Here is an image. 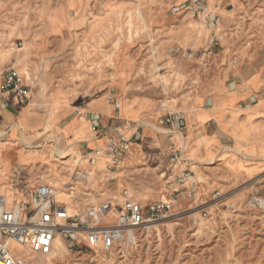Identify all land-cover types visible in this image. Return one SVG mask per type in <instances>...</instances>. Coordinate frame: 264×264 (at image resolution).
Here are the masks:
<instances>
[{
	"label": "rangeland",
	"instance_id": "rangeland-1",
	"mask_svg": "<svg viewBox=\"0 0 264 264\" xmlns=\"http://www.w3.org/2000/svg\"><path fill=\"white\" fill-rule=\"evenodd\" d=\"M185 2L0 0V77L15 67L29 85L28 101L16 108L28 109L30 120L37 116L46 129L79 118L86 125L78 130L90 135L89 141L103 138L91 131L90 115L101 117L113 139L123 134L135 143L149 120L153 127L148 132L158 141L145 143L142 152L137 149L134 160L129 153L115 177L103 171L84 181L68 171L76 165L73 157L87 155L90 142L76 147L6 142L10 164L7 173L0 172V193L27 199L41 180L67 187L71 177L72 212L126 196L142 205L172 197L176 176L186 166L173 167L167 145L159 143H165L167 128L161 121L166 112L183 114L197 93L211 98L216 81L226 80L228 89L244 65L264 62V0H207L208 13L199 17L183 8ZM16 41L22 49L11 53L9 46ZM207 48L213 54L203 64L199 56ZM209 98L201 105L209 106ZM51 136L48 141L56 138ZM178 139L185 147V140ZM58 149L63 154L55 156ZM258 149L264 153V142ZM255 150L252 142L238 144L223 163L209 165L217 171L208 178L201 170L212 169L192 161V195H181L170 215L151 230L135 231L126 248L117 244L107 253L64 248L62 255L28 254H34L35 264L40 258L51 264H264V154L251 155ZM236 165L245 171L253 167L254 173ZM16 191L22 194L13 196ZM67 197L58 193L59 200Z\"/></svg>",
	"mask_w": 264,
	"mask_h": 264
},
{
	"label": "built area",
	"instance_id": "built-area-1",
	"mask_svg": "<svg viewBox=\"0 0 264 264\" xmlns=\"http://www.w3.org/2000/svg\"><path fill=\"white\" fill-rule=\"evenodd\" d=\"M206 6L207 0H186L183 8L192 17H199L205 12ZM21 49L20 41L9 46L11 53H17ZM212 54L213 48H207L199 59L205 64V59ZM6 96H13L18 103H25L29 99V85L25 76L15 67L7 68L0 77V98ZM161 122L166 126L167 132H181L185 128L183 114L175 110H168ZM89 125L95 135L107 137L104 152L110 157V161L106 170L107 173L115 172L135 142L123 134L117 135L115 139L110 137L99 115H90ZM137 137L136 135L135 138ZM89 152L100 154L97 148H92ZM169 156L170 161L176 164L173 167L183 161L179 152L173 151ZM82 174L86 177L85 172ZM192 177L189 168H182L176 176L171 188L172 197L168 201L142 205L126 196L118 203L104 200L71 213L67 211L65 202L56 199L55 188L48 183L33 186L27 194V199L22 200L12 199L8 193L2 192L0 264H28L26 251L48 255L54 249L56 238L61 239L68 253L97 250L107 252L128 233L149 231L160 219L168 217L181 195H192ZM8 241L20 246V249L12 250Z\"/></svg>",
	"mask_w": 264,
	"mask_h": 264
},
{
	"label": "crops",
	"instance_id": "crops-1",
	"mask_svg": "<svg viewBox=\"0 0 264 264\" xmlns=\"http://www.w3.org/2000/svg\"><path fill=\"white\" fill-rule=\"evenodd\" d=\"M228 84L227 89L226 80L216 81L214 87L216 91L211 98L205 92L197 93L192 97L183 112L185 128L179 132L186 142L185 147L178 138L174 140L178 133L175 131L165 130L163 132L165 143L159 142L160 145H167L169 154L173 151L181 153L183 165L190 170L192 161L202 166L200 168L204 166L211 168V171L201 170L207 178L209 173L217 171L216 166L209 165L217 161L223 163L230 155L235 154L232 150L238 144L240 146L243 142H252L256 150L251 155L264 154L258 149L260 142H264V62L244 65L232 76ZM208 98L209 106H202L201 104ZM18 104L20 103L13 96L0 98V142H3L0 145V172L7 173L5 167L10 164V157L5 149L6 142H65L75 143L74 147H76L79 142H90L94 146L102 139L89 141L90 135L86 132L80 133L78 129L86 123L79 118H72L64 125L49 124L47 126L49 128L46 129L45 123L37 116L32 115V121L30 120L28 109L16 108ZM95 112L97 111L92 113ZM103 119L105 121L104 116ZM123 119L126 120L125 117ZM32 130L41 131L32 133ZM47 131H52L56 138L48 141L52 134L46 135ZM154 141L158 143L156 136ZM87 145L89 146L88 143ZM236 169H238L237 165ZM238 170L247 174L254 173L253 167H248L247 171ZM40 183H48V181L41 180Z\"/></svg>",
	"mask_w": 264,
	"mask_h": 264
},
{
	"label": "bare ground",
	"instance_id": "bare-ground-1",
	"mask_svg": "<svg viewBox=\"0 0 264 264\" xmlns=\"http://www.w3.org/2000/svg\"><path fill=\"white\" fill-rule=\"evenodd\" d=\"M207 11L208 10L206 8L205 9V12H207ZM144 125L146 126V129L144 131V135H143L142 139L140 141H136V143H134V146H133V148L130 151V154H131L130 155V158H132L133 160L136 158V155H137V152L138 151L139 152H142L143 147L145 146V143L147 144V143H150V142L154 141V138L148 132V127H153V124H151L149 122V120H148V121H144ZM176 134L177 135H175V137L180 138V139H183L182 135L179 132L176 133ZM102 139L104 140V142H97V144L94 145V146H92L91 143H88L89 146L86 144V146L90 147L91 149L92 148H97L98 149V152L100 153L99 155H95L92 152H89V153H87V155L85 157H83V159H81L82 157L79 158V156L72 158L73 159L72 161H74L76 165H75V167L73 169V172H72V168H71L70 171H68L70 176L75 175V177H77L80 180H83L84 181V180L88 179L92 175H93L92 176L93 178H96L97 176H99V177L102 176L103 171L104 172H107V170H106L107 169V164L110 161V157L107 154H105V152H104V150H105L104 148L106 146L105 142L107 141V137H104ZM102 139H101V141H102ZM136 145H137V147H136ZM137 149H138V151H137ZM55 154H63V151L61 149H58V150L55 151ZM69 154H71V153H69ZM83 161H84V164H81L80 162H83ZM63 162H65V161H63ZM121 162L119 163V167L120 168H122L120 166V164H122ZM102 167H104V169ZM84 172L86 173V177H83L82 176L83 175L82 173H84ZM107 174L109 176H111V177H115V173L114 172L113 173H107ZM65 186L66 185H64V187ZM64 187L63 186H59V185L56 187L57 189L54 187L55 188L56 199L58 201L65 202L67 211L71 213L73 211V208H72V192H73L72 190H73V187H72V178L71 177L69 178V181L67 182V187H65V191L66 192H64ZM70 189H72V190H70ZM16 192L12 193L13 196L14 195L17 196L18 194H22L20 192H17V193ZM58 193L60 195L61 194L62 195H66V193H67L70 198L69 197L66 198L68 201H66V200H59L58 199ZM126 194H128V192ZM14 199L18 200L19 198H14ZM166 200H168V199H166ZM109 201H111L112 203L114 202V201H112L110 199H109ZM121 201H123V200H120L119 202H121ZM94 204H96V203H94ZM134 240H135V232H130L127 235H125L117 244H119V246H121L122 248H126L128 246V244L133 243ZM8 245H9V247L12 250H13V248H17L18 250L20 249V246H17L16 244H14L11 241H8ZM111 251H112V249H111ZM63 252H65L64 251V245H63L61 239L56 238L53 251L50 254L43 255V256H48L49 257V255H51V254H60V255H62ZM101 252L102 253H107V252H110V251H107V252L101 251ZM34 254H28L27 255V258H29V259L31 258V261H28V264H35L34 257H33ZM36 255H40V254H36ZM38 261L40 262V264H51V260L50 259H47V261H43L40 258V260H38Z\"/></svg>",
	"mask_w": 264,
	"mask_h": 264
}]
</instances>
